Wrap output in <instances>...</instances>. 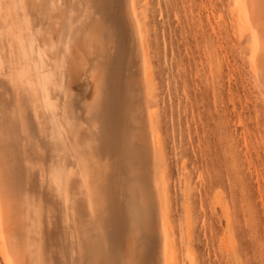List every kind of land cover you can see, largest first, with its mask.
Here are the masks:
<instances>
[{"label": "bare ground", "instance_id": "bare-ground-1", "mask_svg": "<svg viewBox=\"0 0 264 264\" xmlns=\"http://www.w3.org/2000/svg\"><path fill=\"white\" fill-rule=\"evenodd\" d=\"M137 2L0 0L3 264H177ZM230 7L264 103V0Z\"/></svg>", "mask_w": 264, "mask_h": 264}, {"label": "rangeland", "instance_id": "rangeland-1", "mask_svg": "<svg viewBox=\"0 0 264 264\" xmlns=\"http://www.w3.org/2000/svg\"><path fill=\"white\" fill-rule=\"evenodd\" d=\"M137 9L177 264H264L263 95L228 32L230 0H138Z\"/></svg>", "mask_w": 264, "mask_h": 264}]
</instances>
